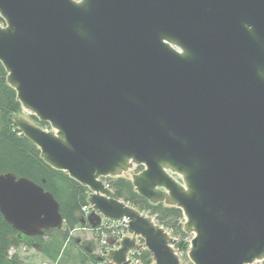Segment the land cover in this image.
Segmentation results:
<instances>
[{"label": "water", "instance_id": "water-1", "mask_svg": "<svg viewBox=\"0 0 264 264\" xmlns=\"http://www.w3.org/2000/svg\"><path fill=\"white\" fill-rule=\"evenodd\" d=\"M0 18L7 83L49 128L14 125L88 188L83 223L128 221L103 264H141L129 254L142 248L183 264L186 247L108 176L181 209L192 264L264 261V0H0ZM0 213L26 237L63 223L54 196L13 172Z\"/></svg>", "mask_w": 264, "mask_h": 264}, {"label": "trees", "instance_id": "trees-1", "mask_svg": "<svg viewBox=\"0 0 264 264\" xmlns=\"http://www.w3.org/2000/svg\"><path fill=\"white\" fill-rule=\"evenodd\" d=\"M0 22H2L0 18ZM6 71L0 62V173L13 172L24 176L41 185L50 192L59 203V211L63 218L62 226L44 230L42 235L26 237L19 235L0 213V264H31L26 256L18 252L8 258L10 247L26 246L42 255L51 262L60 264H103L105 256L101 254L105 246L98 252L85 242L74 238L71 233L78 227H90L83 223L85 218L83 206L87 205L89 190L66 172L48 165L40 156L38 147L24 136L14 125L13 118L23 111L16 98L15 90L7 83ZM29 118L43 128H49L45 122H40L32 114ZM141 169V166H137ZM106 185L113 191L114 197L145 212L163 225L179 242L186 244L187 237L183 229L184 217L180 208L165 205L162 202L150 203L134 189L130 179L124 176L105 177ZM99 225L92 229L98 233ZM180 251L186 247L175 245ZM133 258L141 264H150L152 256L146 249L133 253ZM264 264V261L258 263Z\"/></svg>", "mask_w": 264, "mask_h": 264}, {"label": "rangeland", "instance_id": "rangeland-1", "mask_svg": "<svg viewBox=\"0 0 264 264\" xmlns=\"http://www.w3.org/2000/svg\"><path fill=\"white\" fill-rule=\"evenodd\" d=\"M20 116H24L26 118H29V116L26 112H22L20 114ZM135 173H137V172H135ZM71 235L74 236V238L81 240V242H85V244L88 245L90 248H93V249L96 248L95 252H98V250L103 246L100 243V237H99L98 233H94V230H92L90 227L89 228L88 227H83V228L78 227L71 233ZM191 236H192L191 234H188L187 237L183 238L187 242L186 250L184 252L180 251L179 249L176 248V246H174L175 251L177 252V254H178V256H179V258L183 264H192L190 262L188 256H187V247L189 245ZM94 245H95V248H94ZM99 246H101V247H99ZM23 248H25V249H23ZM17 251L21 256H26L28 262L31 264H60L58 261L57 262H51L50 260L45 259L44 257H42L41 254L34 251L33 249H28L24 245L18 246ZM134 260H136V259H134ZM136 261H138V260H136ZM103 263H104V261H103Z\"/></svg>", "mask_w": 264, "mask_h": 264}, {"label": "built area", "instance_id": "built-area-1", "mask_svg": "<svg viewBox=\"0 0 264 264\" xmlns=\"http://www.w3.org/2000/svg\"><path fill=\"white\" fill-rule=\"evenodd\" d=\"M1 26H4V22H0ZM134 169V170H132ZM131 170L133 172H140L141 169H137V166L134 165ZM91 208L89 206V204L83 206V211H84V216L87 217V215L89 214ZM127 224L128 221L127 219H121L118 221H109L106 219H102L101 223L99 224V227H102V229L99 232V237H100V243L105 246V248L108 249V239L109 238H114L116 241H119L122 237L124 236H131L128 232H127ZM191 240V238H190ZM137 242L138 243H143V240L140 239L139 237H137ZM26 247V246H25ZM25 249V248H23ZM106 249V250H107ZM17 247H10L8 252H7V256L8 258L12 257L15 253H17ZM133 253L129 254V258H131L132 263L134 262H138L136 260L133 259ZM150 264H154L153 260L151 261Z\"/></svg>", "mask_w": 264, "mask_h": 264}, {"label": "flooded vegetation", "instance_id": "flooded-vegetation-1", "mask_svg": "<svg viewBox=\"0 0 264 264\" xmlns=\"http://www.w3.org/2000/svg\"><path fill=\"white\" fill-rule=\"evenodd\" d=\"M106 249H107V248H104V249H103V250L105 251V253H106V251H107ZM105 253H104V252H101V254L104 255V256H105Z\"/></svg>", "mask_w": 264, "mask_h": 264}]
</instances>
